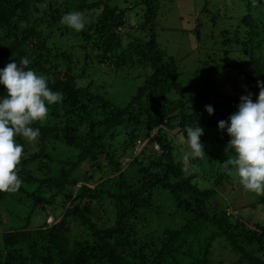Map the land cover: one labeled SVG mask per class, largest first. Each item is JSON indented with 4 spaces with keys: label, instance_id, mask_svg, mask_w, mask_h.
<instances>
[{
    "label": "trees",
    "instance_id": "trees-1",
    "mask_svg": "<svg viewBox=\"0 0 264 264\" xmlns=\"http://www.w3.org/2000/svg\"><path fill=\"white\" fill-rule=\"evenodd\" d=\"M171 1L139 0L126 11L138 19L130 25L151 24L145 58L155 76L148 86V97L142 88L146 84L140 85L136 96L123 108H118L93 90L92 81L86 86L78 85V81L85 78L87 68L76 69L74 74L71 65L76 68L79 60L72 58L59 40L61 36L73 35L80 42L82 52L100 44L102 50L96 53L102 55L105 62L111 61L118 68L134 67L128 54L130 50H121L119 36L112 33L115 27L127 25L125 16L119 15L116 0H0V69L27 57L31 62L28 67L45 75L48 86L64 96L62 103L49 106L44 122L32 125L40 129L35 144L37 151L29 147L26 139L17 137L24 148L19 176L26 177L21 178L23 183L33 184L31 190L24 193L32 205L31 212L41 204L51 205L56 195L62 199V216L53 226L44 222L42 229L45 230L35 233L29 230L1 232L0 264H209L208 249L213 240L221 236L233 242V249L246 260H255L253 255L259 253L262 259H256L253 264H264V215L259 223H240L239 217L227 215L225 201L222 204L219 199L222 211L214 206L216 192H231L235 200L234 194L238 195L240 189L235 171L229 175L223 168L222 163L228 158L225 151L214 154L204 148L206 156L190 160L189 171L184 172L183 162L176 158L179 147L171 142L175 134H181L187 143L184 130L195 124L207 134H214L220 130L218 122L227 120L238 110L241 96L251 93L254 102L258 98L260 89L255 86L256 82L264 81V72L252 71L254 61L249 60V54L262 34L252 31L258 23L264 24V0H255L262 4L263 12L253 17L249 14L256 6L253 0H239L243 15L234 35L214 41L212 47L217 49L213 55L220 53L223 58L219 56L212 68L199 66V71L210 72L212 77L220 73L235 82L239 76L248 78L247 85L243 86L246 88L232 95L217 92L219 82L211 77L204 85L211 87V95L216 91L221 97L220 102L211 104L221 115L217 121L193 113L195 104L185 97L190 94V88L176 82V67L166 64L157 50L154 21L160 20L161 4L166 7ZM207 2L204 0V4ZM174 4L178 9L170 6L167 12L184 8L181 0ZM70 11L80 12L86 18L84 30L76 32L60 23L61 17ZM195 20H199V15ZM194 30L199 47L202 41L199 21ZM141 43L139 38L138 45ZM242 58L246 61L239 62ZM257 65L264 68V64ZM250 74L260 76L250 78ZM4 95L5 88L0 85V97ZM194 100L199 101L197 96ZM80 128H87L86 133L78 132ZM117 129L125 136L128 134V138L139 131L145 134L142 135L144 140L152 134L153 137L140 151V140L136 145L125 139L116 147L108 146L107 136L110 134L109 140H112ZM58 145L67 149L62 161L52 156L61 155L57 152ZM185 149L188 151L187 145ZM205 158L211 162L206 171L214 181L211 186L197 169ZM85 164L90 170H86L77 188L80 178L75 179V174L71 176V170ZM213 166L218 172L212 171ZM34 173L40 178H35ZM19 191L25 190L21 186ZM41 191L55 192V195L52 193L50 199L45 200L39 194ZM5 194L0 192V216L6 204ZM168 205L183 214L178 229H169L163 221L162 211ZM249 207L264 209V195H258ZM231 218L235 222H231ZM166 220L170 222L171 218ZM70 225H78L88 235L84 241L73 243L74 250L67 247ZM236 231L239 239L235 241L231 233ZM197 243H202L201 247H196Z\"/></svg>",
    "mask_w": 264,
    "mask_h": 264
},
{
    "label": "rangeland",
    "instance_id": "rangeland-1",
    "mask_svg": "<svg viewBox=\"0 0 264 264\" xmlns=\"http://www.w3.org/2000/svg\"><path fill=\"white\" fill-rule=\"evenodd\" d=\"M116 1L119 8V15L125 16L127 25L123 27H115L112 33L119 36V48L121 50H130L128 54L131 56L129 57L130 60H133L134 67L126 65L124 67L118 68L114 64H112L111 61L105 62L102 58V55L96 53L97 51L102 50L100 44H98L97 47L96 45L92 47L89 46L82 52L80 50L82 48L80 47V42H78L73 37V35L61 36V39H58L62 43L64 49L69 52L71 57L73 58V56H75V58L79 60L76 68L72 63V72L75 74L77 73L76 69L79 71L81 67H83L84 69L87 68L85 78L79 80L78 85L86 86L88 82L92 81L93 90H96L100 96H104V100L111 102L118 108H123V106L128 103L131 98L136 96L140 85L142 86L143 84H146L145 87L142 88L145 89L144 94L146 97H148L150 92V88H148V86L153 80L155 74L154 70L150 68L148 59L145 58V54H147L145 44L150 41L148 33L150 30L149 25L151 24L138 25V27L132 26L130 25V23L133 24L138 21V19L133 15L126 14V11L129 10L130 6L132 7V4L139 2V0ZM175 1L176 0H172L167 4L164 3L166 4V7L161 4V8H159L160 20L157 23H155L156 21H154V24L157 26L155 29L158 42L157 50L161 53V56L165 60L166 64L176 67V82L182 84V86L184 87L190 88V94H186L185 97H187V100L189 102L195 104L193 113L204 114L207 119L210 120H220L221 115H218L217 110H215L212 115H209V113L205 109V106L211 105L213 102L218 103L221 101V97H218L217 95V92L219 91L224 92L225 94L232 95L235 94L236 90L238 89L243 90L244 88H246V86H243L247 85L248 78L239 76L236 78L238 81L235 82L232 78H229L227 76L224 77L220 73L217 76L212 77L211 75H209L210 72H206L205 70L202 72L199 71V66H203L202 69L212 68L213 66H215L214 62L219 61V56L223 58L220 53L219 55H213V53L217 49H212V47L214 41H217L219 39L220 42L225 38L234 35L236 26L238 25V22L243 15L238 7L239 0H208L209 2L205 4L204 0H181L184 8H179V10H176L172 13L167 12V9L170 6L178 9L177 5L174 4ZM240 1L243 2L242 0ZM209 3L210 5H208ZM255 5L256 6L249 11V14H251V16L262 15V4H258V2H256ZM197 15H199L198 21L200 23L199 32L202 35V41L199 43V47L194 35V27L198 22L197 20H195ZM212 17H215V19L212 20ZM179 18L183 21H180ZM253 32H261L262 34H260L256 39L253 52L249 54L250 58L248 55L247 57L249 58V60L254 61V69H250H252V71L256 70L258 71V73H261L264 72V68L257 64H264V24L258 23L257 25H255L253 27L252 33ZM226 33L229 34L227 35ZM139 38L142 42L140 46L138 45ZM185 46L189 47L185 48ZM200 52L202 53V55L199 54ZM245 59L246 58H242L239 62L246 61ZM247 73H250V71L247 70ZM257 76L260 75L254 74L253 76L252 74H250V78H256ZM210 77L212 79L218 80L217 82H219L216 84V87H219L217 88L219 90H217V92L214 91L213 95H211V87L204 86L208 84L207 82L210 81ZM255 87L259 89L258 86ZM176 96L178 97L179 95L177 94ZM195 96H197L199 101L194 100ZM203 97H205L206 99H201ZM85 130H87V128H80L78 132ZM142 135L145 134H143L142 131H139L131 135V138H128V134L127 136H125L123 135L122 131H119V129H117L116 132H114V138L112 140H109L110 134L107 136V144L108 146L109 144H111L112 146L114 145L116 147L119 145V141L123 143L125 139H129L130 142H134V144L136 145L138 144V140H140L142 142V144H139L140 151L143 146H145V144H148L149 139L153 137L152 134L148 139L144 140ZM63 136L65 135L63 134ZM201 137H203V139ZM201 137L200 140L204 145V148H206L207 151L210 150L214 154L216 152H224L227 143L230 140L226 129L219 130L214 134H207L206 131L203 130V135ZM171 142H173L176 147H179V157L176 156V158L181 162L182 154L187 151V149H185V145H187V143H185V137H183L181 134H175L172 137ZM35 144H37L36 141L29 142V147H32L33 150L37 151L38 147ZM57 152L59 154L61 153V155L55 158V156L52 154L53 158L60 161L64 160V153L67 152V149L62 145H58ZM125 156L127 155H124L123 157ZM200 164L201 162L197 165V169L202 174V177L205 179V181H209L208 184L211 186L214 181L209 178L210 172H207L208 176L206 173V171L210 169L209 166H211V162L208 160V158H205V162L201 167L199 166ZM86 170H90L88 164L81 165L76 170H71V176H74L75 174V179L80 178L75 187H80L82 183L81 178H83ZM212 171L218 172L215 166H213ZM33 176L37 179L40 178L38 173H34ZM235 176L239 182L238 176L236 174ZM20 178L26 179V177L22 175L20 176ZM25 183L22 184V187L25 190L24 192H20L18 190L15 193H6L4 195V199L6 198V204L4 206L2 215L0 216V234L1 232H16L20 230H29L30 232L35 233L40 229L45 230L42 229V226H44V222L49 224V226H53L58 223L62 216V208L60 204L62 199L60 196H56L54 194L55 192H39V194H41L45 198V200L50 199L53 193L56 197L55 201L51 205L41 204L31 212L32 205L29 199L25 197L24 193L29 192L33 184L30 185L28 183ZM230 193L231 192L228 191L216 192V194L214 195L216 198L214 206L218 209V211H222V205H219L220 200H222V204H224V201L226 203L224 210L228 208L225 210L227 212V215L232 214L235 217H239L240 223H259L261 216L264 215V209L257 207L258 210H255L250 209L251 207H249V205L254 203L258 195L254 193H246L243 190L241 184L240 189L238 190V195L234 194L235 200H233V197L230 196ZM56 202H58V204H56ZM41 206L44 208L42 209L44 211L40 209ZM241 208L245 209L240 211ZM51 209H54V214L52 213ZM182 215V213L176 212L170 205H168L166 209L162 211L163 221L168 224L169 229L179 228V226L183 222ZM170 218L171 221L168 222V220L166 219ZM231 222H235V219L231 218ZM70 226L71 232L70 234H66V239H69L67 247L70 250H74L75 248L73 243L84 241L88 235L78 225ZM157 234L159 235L160 233L157 232ZM231 234L235 241L239 239V237L236 235L238 234V231ZM196 245V247L199 248L201 247L202 243H197ZM234 245L235 244L233 242L228 241L224 236L214 239L211 243L210 248H207L208 251L210 250L208 252L209 264H253L255 263L256 259H262V256L257 253L253 255V258L255 260H246L244 255L239 254V251L233 249Z\"/></svg>",
    "mask_w": 264,
    "mask_h": 264
},
{
    "label": "clouds",
    "instance_id": "clouds-1",
    "mask_svg": "<svg viewBox=\"0 0 264 264\" xmlns=\"http://www.w3.org/2000/svg\"><path fill=\"white\" fill-rule=\"evenodd\" d=\"M255 3V0H253ZM46 6V5H45ZM60 23L80 32L87 21L82 13L70 11L61 17ZM30 60L22 57L19 63L10 62L0 69V85L6 95L0 97V192L15 193L22 186L19 165L23 145L17 137L34 142L40 129L34 122H44L49 115V106L62 103L64 96L48 86V78L29 68ZM259 95L255 102L252 94L240 97L238 110L227 120L218 122L220 130L226 129L230 140L225 148L228 158L223 168L239 177L243 190L264 195V81H258ZM209 115L214 113L211 105L205 106ZM188 151L182 154L184 172L189 171V162L206 156L200 137L203 128L195 125L184 130ZM143 146V145H142Z\"/></svg>",
    "mask_w": 264,
    "mask_h": 264
}]
</instances>
